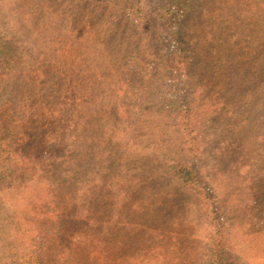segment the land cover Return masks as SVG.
I'll return each mask as SVG.
<instances>
[{
    "label": "trees",
    "instance_id": "1",
    "mask_svg": "<svg viewBox=\"0 0 264 264\" xmlns=\"http://www.w3.org/2000/svg\"><path fill=\"white\" fill-rule=\"evenodd\" d=\"M217 2L0 0V264H264V150L251 128L219 166L244 174L221 176L226 187L261 190L255 208L223 193L220 213L198 165V138L220 120L195 115L193 78L213 81L217 56L197 34L226 41L233 29L210 21L204 32ZM227 4L223 15L236 13ZM18 7L26 19L13 25L5 14ZM222 72L220 95L254 88L242 67ZM256 95L249 119L263 126ZM180 138L185 162L169 147ZM64 230L77 239L63 243Z\"/></svg>",
    "mask_w": 264,
    "mask_h": 264
},
{
    "label": "rangeland",
    "instance_id": "2",
    "mask_svg": "<svg viewBox=\"0 0 264 264\" xmlns=\"http://www.w3.org/2000/svg\"><path fill=\"white\" fill-rule=\"evenodd\" d=\"M227 3L233 5V10L236 11V13L233 12L232 15L227 16V13L224 12L223 15L221 8L223 5L227 7ZM5 12H7V10ZM129 12L130 10H128V13ZM5 16L13 18L10 19L13 25L17 24L18 19L20 18L26 19V17L22 15V11L19 7L12 13H6ZM201 18L203 20L204 32L208 30L210 21H212L211 25H214L216 29L222 28L221 24L228 21L230 22V26L233 29L230 31V33H228L229 37L226 41L221 38L224 34L219 32L216 34H210V39H205L206 37H204V34H197L202 37L200 39L201 44L203 45L202 50L204 49L205 51L213 52L217 54V56L214 59V63L212 62V67L214 66V71L216 72L214 74L213 81L207 82L204 80L203 82H199L193 78V83H196L195 87H197L195 115L201 120V124L203 123V125L206 127L209 125L211 118L216 117L218 120H220V123L218 124L220 132H211L208 129L207 134H205L206 136L203 135L198 138V143L200 146H202L200 151V155H202V157L198 155V165L203 167V163L205 164L204 171L205 174L207 173V183L209 187L212 186V195L215 197L216 206L220 208V213H223V210L221 209L224 201L222 198V195H224L223 193L226 195L228 194L227 196H230L228 199L234 198L235 200L237 198H242L240 196L245 194L244 196L246 198H243L248 199L249 205L255 208V206H257L254 204L255 196L260 194V191L263 190L264 186L260 191H258L256 189L257 186H255L252 181H244V186L248 188L243 189V192L239 194L240 189L237 190V185L235 188H233V185L226 187V184L223 183L224 181H220V177L223 176V178H225L224 176H226L225 182H233V180H236L237 183L240 180L242 181L244 174L239 171L231 173L229 167H220L219 164L228 162V153H231L233 156L240 155L238 152L239 148H237L238 145L235 142V137L237 130L242 127V124L248 125L253 133L250 140L252 143L251 147L254 145L253 149L256 150L257 146H259L262 148V150H264V116L260 117L262 118L263 126L258 125V120L254 121L253 118L249 119L251 110L250 106L259 101V97H257L256 94H260L262 96L260 100L264 102V0H218L217 8L211 13H207V10H204L202 12ZM26 25H28L27 22ZM200 26L202 25H199V27ZM26 32L22 33L21 31L19 32L17 30L16 35H23V37H27L30 34H26ZM210 40L212 41V46H210ZM202 50L199 53V62L201 65L205 62L204 58L202 57L204 54ZM147 58L149 59V62L152 60L148 55ZM158 67L163 69V66H161L160 63L158 64ZM240 67H242V71H244L246 74H249L248 79L253 80L256 78L255 85L253 84L254 88L252 89V83L247 81L248 83L246 82V90L243 89L239 91L236 96L234 95L228 99V97L226 98V96L220 95L221 88L218 85L223 83L219 77L221 71L223 70L221 75H226L230 72L231 68L238 69ZM149 68L150 66H147V70ZM260 75L263 78V83H260ZM214 84H217V88H215ZM223 85L224 83L222 86ZM258 86H260V89ZM209 89H213L214 91L210 92L211 90ZM208 113H210V115ZM231 120L233 123H230ZM257 131L259 132L257 133ZM219 133L220 136H218ZM229 134H234V137L230 138L227 136ZM222 137L225 138L223 140H230V143L225 149L223 148L225 144L223 140L218 141V139ZM206 141H208L210 146L208 145L207 147ZM188 143L189 142L186 140L185 146L181 138L178 142L170 143L171 146L169 147L171 148V152L178 153L177 157H175V160L178 159V161L181 160L185 162L187 159H190L188 158L190 154L188 150ZM222 153H225L224 157L221 155ZM153 159L155 162H158L160 160V156L155 158L151 157L150 163L154 161ZM214 159L220 160H218L217 163ZM237 160L238 158L234 161L236 162ZM229 162L233 163V161ZM214 164H216L220 170L219 175L217 171H215L216 177L211 176V173L214 172ZM221 170L223 171L221 172ZM231 175L236 176L234 178ZM206 196H210L209 191ZM215 200L210 201L209 199H206V202L209 204H215ZM73 237L74 240L77 239L73 232L68 233L64 230L61 237L63 239L62 242H69L73 239ZM255 255H257L256 252L251 253V259L253 261L258 258ZM258 255L264 257V249H262ZM247 259L250 261V258Z\"/></svg>",
    "mask_w": 264,
    "mask_h": 264
}]
</instances>
